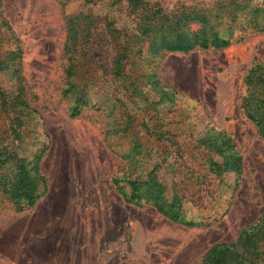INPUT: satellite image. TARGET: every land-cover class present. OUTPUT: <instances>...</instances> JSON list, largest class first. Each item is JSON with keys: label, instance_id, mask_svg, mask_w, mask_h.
Listing matches in <instances>:
<instances>
[{"label": "rangeland", "instance_id": "obj_1", "mask_svg": "<svg viewBox=\"0 0 264 264\" xmlns=\"http://www.w3.org/2000/svg\"><path fill=\"white\" fill-rule=\"evenodd\" d=\"M185 6L238 26L229 45L152 55L140 42L117 74L118 50L102 30L111 23L137 34L125 0H1L13 39L0 49L16 40L21 57L0 71V89L15 95L14 113L0 107V143L27 161L39 157L46 186L21 209L0 190V264H203L212 245L236 241L243 229L254 232L259 252L242 264H264V139L240 108L247 76L264 80V30L251 28L264 24V0L148 5ZM79 12L97 27L87 44L90 73L67 80L66 17ZM218 143L241 157L239 170L213 171ZM150 172L190 224L149 200L126 199L127 180Z\"/></svg>", "mask_w": 264, "mask_h": 264}, {"label": "trees", "instance_id": "obj_2", "mask_svg": "<svg viewBox=\"0 0 264 264\" xmlns=\"http://www.w3.org/2000/svg\"><path fill=\"white\" fill-rule=\"evenodd\" d=\"M119 1V0H114ZM131 11L136 14L135 30L137 34L128 32L111 23L105 24L104 30L109 34L118 50V60L115 61V72L121 73V60L127 58L132 46L141 47L138 43L147 42L148 51L152 55L163 52L179 51L187 52L194 48L207 49L210 47L221 48L229 45L233 37L236 25L223 21L219 14L197 9L193 6H185L181 12H164L161 8H149V0H125ZM1 4V0H0ZM230 12V11H229ZM232 16V17H231ZM235 15H229L230 22L235 21ZM93 15L90 12H79L76 15L66 17V38L64 53L66 58L65 76L67 80L82 79L90 73V66H84L89 60L87 44L97 27ZM220 25H227L228 32H219ZM242 27V26H239ZM251 28L264 30V24L253 22ZM13 39V32L6 18L0 12V44L5 40ZM12 49H0V71L10 67L9 62L16 58L19 60L21 51L13 40ZM88 55V58L86 57ZM19 63V61L17 62ZM254 69V68H253ZM250 74V73H249ZM71 84V82L69 81ZM72 86V84H71ZM244 91L240 97V108L245 117L254 124L259 137L264 139V80H244ZM0 107L14 113L15 95L0 89ZM9 107V109H8ZM79 110L77 104L71 107V112L76 114ZM14 133V130L12 131ZM215 150L221 155V162L210 160L213 171L222 172L239 170L241 157L234 152H225L222 144H216ZM38 159L32 161L19 156L7 145L0 143V171L10 164L6 173L0 172V190H6L15 206L21 209L24 205H31L39 197L41 190L46 186V179L38 171ZM119 180L114 179L117 183ZM127 184L130 192L126 195L128 201L149 200L159 212L178 222L185 221L181 213L180 200L176 196L168 198L165 195V187L157 177L148 173L144 178H129ZM255 234L243 229L236 241L214 244L205 254L203 264H242L245 253L251 256L259 252L258 238ZM127 264V263H125Z\"/></svg>", "mask_w": 264, "mask_h": 264}]
</instances>
